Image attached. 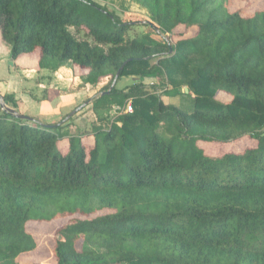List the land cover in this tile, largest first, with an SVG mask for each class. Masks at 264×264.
<instances>
[{"label":"trees","instance_id":"1","mask_svg":"<svg viewBox=\"0 0 264 264\" xmlns=\"http://www.w3.org/2000/svg\"><path fill=\"white\" fill-rule=\"evenodd\" d=\"M132 1L162 42L130 38L139 24L93 0H0L14 61L39 52L40 69L80 71L91 86L121 69L166 78L164 95L193 98L189 110L142 84L114 88L93 108L133 113L79 135L0 114V264L38 249L31 224L58 220L54 264H264V9ZM181 27L191 33L172 41ZM247 139L218 155L202 146Z\"/></svg>","mask_w":264,"mask_h":264},{"label":"rangeland","instance_id":"2","mask_svg":"<svg viewBox=\"0 0 264 264\" xmlns=\"http://www.w3.org/2000/svg\"><path fill=\"white\" fill-rule=\"evenodd\" d=\"M93 1L115 12L123 21L138 24L150 22L147 10L132 0ZM263 9L264 0L238 1L232 8L233 11L241 10L247 15ZM190 33L191 31L181 27L176 31V37L172 41L175 42L182 35H189ZM144 35L151 36L160 42L163 41L155 30L142 24L134 27L130 33V38ZM38 57L39 52L36 55L21 56L17 61H14L11 58L10 47L0 36V88L3 92L18 89L21 92L19 97L22 100L18 102L16 94L7 93L5 96L10 97V103H6L7 107L16 110L19 114L21 111L27 113L24 116L31 119L39 117L37 120L42 124L47 122L48 124L61 123L64 126V132L69 135H79L84 131L90 133L96 126L107 128L118 115L126 114L125 108L121 110H118V107L108 110H95L93 108V99L98 97L100 93H108L114 80L105 79L99 85L91 86L82 78L83 72L78 71L75 75L77 82L70 86L67 81L62 80L58 75L55 76L52 71L40 69L37 63ZM137 83L144 85L146 90L159 95L165 101L174 100L189 110L193 108L191 96L182 97L180 95L173 98L164 95L173 89L172 84L166 78L141 80L132 76L119 77L115 88L124 92ZM5 96L2 95L1 97ZM14 105L17 108L13 107ZM3 112L6 111L1 107L0 101V114ZM254 143L247 139L230 145L202 143V146L207 152L218 155L229 150L241 151ZM67 221L58 220L50 224H31L30 231L37 236L39 247L35 252L23 255L20 258V264H54L52 250L55 245L56 231ZM256 242L261 244V241Z\"/></svg>","mask_w":264,"mask_h":264},{"label":"crops","instance_id":"3","mask_svg":"<svg viewBox=\"0 0 264 264\" xmlns=\"http://www.w3.org/2000/svg\"><path fill=\"white\" fill-rule=\"evenodd\" d=\"M0 61H1V59H0ZM0 64H1V62H0ZM53 72V71H52ZM54 74H55V76H60V78L62 79V80H64V81H67V83L71 86L72 84H74V82H77L76 81V78H75V74H74V71L73 70H71L70 68H61L60 70H58L57 72H53ZM1 81V80H0ZM57 87V86H56ZM57 92H58V90H56ZM60 91V90H59ZM16 94V99H17V101L18 102H20V101H22L21 100V98L19 97V96H21V92H19V90L17 89H15V90H10V91H8L7 90V92H3V90H1V88H0V97L2 96V95H4L5 96V94ZM18 105H19V103H17ZM13 107H15V106H13ZM15 108H17V107H15ZM44 109H46L45 107H44ZM21 111V110H20ZM22 115H26L27 113H24V112H20ZM37 118H39V117H35V118H33V119H36L37 120ZM47 125H49L48 124V122L46 123Z\"/></svg>","mask_w":264,"mask_h":264},{"label":"water","instance_id":"4","mask_svg":"<svg viewBox=\"0 0 264 264\" xmlns=\"http://www.w3.org/2000/svg\"><path fill=\"white\" fill-rule=\"evenodd\" d=\"M121 70H122V69H121ZM121 70L117 73V75H116V77H115V79H114V81H113V84H112V86H111L110 91H111L112 89L115 88L116 83H117V80H118V78H119V76H120V74H121ZM110 91H109V92H110ZM185 91H186V93H188V89H186ZM109 92H108V93H109ZM0 101H1V107H2L7 113H9V114L15 116V117L18 118V119H23V120H33V119H31V118H29V117H27V116H24V115H22V114H19L16 110L7 107V105H6V103H5L3 97H0Z\"/></svg>","mask_w":264,"mask_h":264},{"label":"built area","instance_id":"5","mask_svg":"<svg viewBox=\"0 0 264 264\" xmlns=\"http://www.w3.org/2000/svg\"><path fill=\"white\" fill-rule=\"evenodd\" d=\"M120 110V109H118ZM125 112L126 114H132L133 113V107L131 105V103L127 104V106L125 107Z\"/></svg>","mask_w":264,"mask_h":264}]
</instances>
